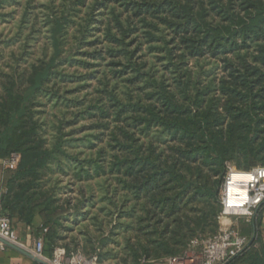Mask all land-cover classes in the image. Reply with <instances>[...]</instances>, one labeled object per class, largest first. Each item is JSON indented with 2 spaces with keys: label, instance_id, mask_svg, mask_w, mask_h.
<instances>
[{
  "label": "trees",
  "instance_id": "trees-1",
  "mask_svg": "<svg viewBox=\"0 0 264 264\" xmlns=\"http://www.w3.org/2000/svg\"><path fill=\"white\" fill-rule=\"evenodd\" d=\"M7 6L23 11L0 33V161H19L0 216L39 219L46 253L122 264L216 233L227 166L264 165V0H51L41 20L32 0H0V24ZM75 64L86 72L65 71ZM260 216L228 264H264Z\"/></svg>",
  "mask_w": 264,
  "mask_h": 264
},
{
  "label": "built area",
  "instance_id": "built-area-1",
  "mask_svg": "<svg viewBox=\"0 0 264 264\" xmlns=\"http://www.w3.org/2000/svg\"><path fill=\"white\" fill-rule=\"evenodd\" d=\"M18 161L19 154L11 153L0 161L1 170L15 169ZM219 201L221 211L217 217L219 227L216 233L191 239L181 253L167 256L155 264H228L245 251L254 239V233L244 234L237 221L243 219L250 223L264 209V165L240 170L229 164L222 179ZM45 232L43 229L30 242L22 241L12 222L0 216V251L11 244L47 264H116L101 262L96 254L67 250L60 244L46 253Z\"/></svg>",
  "mask_w": 264,
  "mask_h": 264
},
{
  "label": "rangeland",
  "instance_id": "rangeland-1",
  "mask_svg": "<svg viewBox=\"0 0 264 264\" xmlns=\"http://www.w3.org/2000/svg\"><path fill=\"white\" fill-rule=\"evenodd\" d=\"M25 1L27 0H21V3H25ZM49 1L51 0H32V5H34L32 8H34V10L32 9V14H29V19H32L33 18V14H37L38 16V19L41 20V16H42V13H41V6L42 4H47ZM55 1V4L58 5V3L60 2V0H54ZM22 8L21 7H15V6H7L5 9L1 10V12H6V13H11L13 12V15H11V17L13 16L14 19H10V23L9 22H2L0 24V33H2V35L5 36V38L7 37H11L17 30V23L19 22V20L22 18ZM97 13V11L95 12ZM97 16H99V14H97ZM98 27V23H93L91 26L89 25V28L90 27ZM39 27H42L40 26V23H39ZM43 31V33L39 36L38 39H35L34 41H32V44L34 45L32 50L34 51V57L38 58L41 56V47H42V44H44L46 42L45 40V35L46 33L44 32L45 28L44 29H41ZM72 31V28L70 29ZM90 33H94V34H90ZM95 35H99V32L97 31H93L91 30V32H89L88 34V37H87V40H90V39H94ZM74 38L71 37V39ZM94 48H90V47H83V48H79L77 49L76 51H93ZM80 54H78L77 52L75 53H71V56L74 58V59H85L84 57L86 56H83V57H79ZM87 61H91V60H87ZM77 64L75 65H65V71L70 73V74H75V75H80V74H84L86 72V69L84 68H79L76 66ZM69 88H72V87H75V85H72V84H69L68 85ZM110 262H113V263H118V264H122V262L118 259V260H111ZM243 263V262H241ZM244 264V263H243Z\"/></svg>",
  "mask_w": 264,
  "mask_h": 264
},
{
  "label": "crops",
  "instance_id": "crops-1",
  "mask_svg": "<svg viewBox=\"0 0 264 264\" xmlns=\"http://www.w3.org/2000/svg\"><path fill=\"white\" fill-rule=\"evenodd\" d=\"M5 180V174L1 170L0 165V194L1 189L3 185V181ZM12 225L14 226L15 230L17 231V234L19 238L22 241L30 242L32 241L36 236V227L40 226V220L36 219L34 222V227L30 228L25 223L19 222L17 220H12ZM238 224L240 226V229L245 231L248 227V223H245L243 219H239ZM258 229H259V241L256 244V248L263 251L264 253V209L261 212V216L259 218L258 222ZM246 235L248 232H244ZM0 264H37L34 260H32L30 257L24 255L23 253H20L19 251L12 249L11 247H7L5 250L0 251ZM243 264V263H239Z\"/></svg>",
  "mask_w": 264,
  "mask_h": 264
},
{
  "label": "water",
  "instance_id": "water-1",
  "mask_svg": "<svg viewBox=\"0 0 264 264\" xmlns=\"http://www.w3.org/2000/svg\"><path fill=\"white\" fill-rule=\"evenodd\" d=\"M7 245H8V247H11L12 249H15V250L19 251L20 253H23L24 255L30 257L31 259H33L35 262H37L39 264H47V263L43 262L42 260L33 258L30 253H28V252H26V251H24V250H22V249H20V248H18L16 246H14V245H11V244H7Z\"/></svg>",
  "mask_w": 264,
  "mask_h": 264
}]
</instances>
